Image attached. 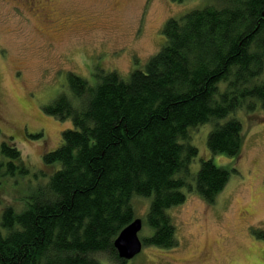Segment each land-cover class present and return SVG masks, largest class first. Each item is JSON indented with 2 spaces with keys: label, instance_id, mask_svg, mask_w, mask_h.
Masks as SVG:
<instances>
[{
  "label": "trees",
  "instance_id": "trees-1",
  "mask_svg": "<svg viewBox=\"0 0 264 264\" xmlns=\"http://www.w3.org/2000/svg\"><path fill=\"white\" fill-rule=\"evenodd\" d=\"M210 1L170 18L159 51L126 80L110 72L91 87L68 74L70 95L46 113L73 127L43 155L56 168L25 209L1 210L0 264H99V255L120 264L114 241L136 219V196L151 199L143 246L174 249L168 212L185 202L183 189L193 180L197 196L214 202L237 171L204 160L192 175L189 131L213 123L210 152L240 156V121H220L257 101L264 111V0ZM30 170L12 138L0 144V178Z\"/></svg>",
  "mask_w": 264,
  "mask_h": 264
},
{
  "label": "rangeland",
  "instance_id": "rangeland-1",
  "mask_svg": "<svg viewBox=\"0 0 264 264\" xmlns=\"http://www.w3.org/2000/svg\"><path fill=\"white\" fill-rule=\"evenodd\" d=\"M35 1L34 11L41 10L50 22L20 2L0 0V144L12 138L23 163L31 169L29 175L0 178V212L6 206L22 212L27 198L42 187L36 184L55 171V166L43 164V155L58 148L61 132L73 125L71 120L51 117L46 108L60 95H70L69 73L91 87L110 72L126 80L159 51L164 43L162 28L170 18L211 2ZM256 103L252 112L239 108L220 121L236 118L242 125L243 144L237 160L208 149L213 123L189 131L190 142L198 150L189 166L192 175L204 160L235 168L237 173L231 174L211 204L197 196L192 180V190L183 189L185 202L168 212L179 245L170 250L143 246L126 264H264V111ZM134 198L136 218L143 221L139 237L144 238L152 233L145 224L151 199ZM99 256V264H116Z\"/></svg>",
  "mask_w": 264,
  "mask_h": 264
},
{
  "label": "water",
  "instance_id": "water-1",
  "mask_svg": "<svg viewBox=\"0 0 264 264\" xmlns=\"http://www.w3.org/2000/svg\"><path fill=\"white\" fill-rule=\"evenodd\" d=\"M142 227V220L136 218L119 233L114 241V248L120 259L128 261L141 252L143 242L139 237V232Z\"/></svg>",
  "mask_w": 264,
  "mask_h": 264
},
{
  "label": "flooded vegetation",
  "instance_id": "flooded-vegetation-1",
  "mask_svg": "<svg viewBox=\"0 0 264 264\" xmlns=\"http://www.w3.org/2000/svg\"><path fill=\"white\" fill-rule=\"evenodd\" d=\"M17 2L22 3L23 5L29 6L30 11L33 14H38L39 16L43 17V19L47 22H50L48 20V18L46 17V15L44 13H41V10L37 9L36 11H34L36 4H38V2H36L35 0H15ZM48 0H45V2H47ZM33 9V10H32ZM120 264H126V260L120 259Z\"/></svg>",
  "mask_w": 264,
  "mask_h": 264
}]
</instances>
